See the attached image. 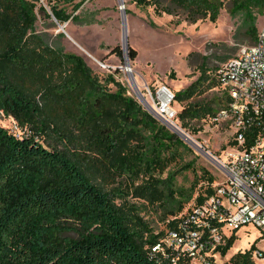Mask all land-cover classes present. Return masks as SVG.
Here are the masks:
<instances>
[{
	"label": "trees",
	"instance_id": "trees-1",
	"mask_svg": "<svg viewBox=\"0 0 264 264\" xmlns=\"http://www.w3.org/2000/svg\"><path fill=\"white\" fill-rule=\"evenodd\" d=\"M72 2L78 0H70ZM155 15L190 23H216L228 3L255 44L264 0H136ZM81 3L75 5L79 10ZM61 23L91 25L80 15L56 14ZM37 5L31 0H0V114L29 134L18 137L0 127V264H190L188 255L153 253L162 234L153 235L136 209L118 203L119 188L128 178L140 180L163 171V143L177 138L146 112L118 82L111 91L93 75L84 59L66 53L60 40L37 30ZM120 58L124 50L112 51ZM134 61L136 52L128 47ZM206 60V59H205ZM220 68L204 62L198 80L175 94L183 104L179 124L188 129L213 120L226 97L208 101L218 88ZM211 71V73H210ZM109 81L114 82L112 77ZM222 91V90H221ZM217 106L219 107L217 109ZM194 131L198 130L194 128ZM149 137L156 147L150 152ZM134 188L135 197H161L150 182ZM213 183V179H209ZM210 186L196 198L202 204ZM181 210V207H180ZM180 217L169 221L177 230ZM237 236L225 239L216 253L226 256ZM250 250L229 264H255ZM212 259V258H211ZM214 260V259H213Z\"/></svg>",
	"mask_w": 264,
	"mask_h": 264
},
{
	"label": "rangeland",
	"instance_id": "rangeland-1",
	"mask_svg": "<svg viewBox=\"0 0 264 264\" xmlns=\"http://www.w3.org/2000/svg\"><path fill=\"white\" fill-rule=\"evenodd\" d=\"M31 1L37 5L38 31L48 33L52 39L64 34L60 42L66 53L84 59L93 75L98 76L111 91H116V82L120 83L129 97L177 137L174 142L163 143L161 158L166 160V167L163 171L154 170L152 181L148 175L140 180L128 178L118 181L110 187L119 188L117 202L133 206L153 235L162 234L161 238L165 237L169 231V221L174 216L183 217L209 186L214 189L223 182L224 176L217 161L227 158L231 148V129L225 122L203 120L188 129L182 128L180 123V134L156 114L155 110L160 108L159 102L153 101L147 88L159 90L166 87L178 94L198 80L204 62L213 72L235 57L242 47L252 46L253 41L247 35L242 19L231 15V5L228 3L221 10L216 23L209 20L190 23L184 19L185 15L158 17L152 8H140L136 0ZM78 3L82 6L76 10ZM57 13L80 15L82 21L94 18L95 22L86 25L70 19L61 23ZM263 25L264 15H261L257 20V30ZM125 36L128 47L136 52L134 61L129 59L128 52L127 60L125 56L120 58L112 53L116 47L124 50ZM101 64L117 71H108ZM109 77L114 82L109 81ZM223 96V91L216 88L204 97L211 101ZM173 107L175 112H181L183 104L177 102ZM0 127L18 137L29 134L28 129L22 130L15 120L3 114H0ZM194 128L198 131L195 132ZM149 141L152 152L156 143L150 137ZM210 178L213 179L212 184ZM149 180L161 197H135L134 188L146 185ZM258 237L254 229H250V233L241 230L233 248L226 256L218 254L217 262L229 264L233 256L248 252L255 242L256 247L264 251V243H260ZM254 263L264 264V261L256 260Z\"/></svg>",
	"mask_w": 264,
	"mask_h": 264
},
{
	"label": "built area",
	"instance_id": "built-area-1",
	"mask_svg": "<svg viewBox=\"0 0 264 264\" xmlns=\"http://www.w3.org/2000/svg\"><path fill=\"white\" fill-rule=\"evenodd\" d=\"M218 77L227 100L212 121L225 122L231 129L227 158L217 161L224 180L202 204L181 216L178 229L168 231L152 249L164 256L168 252L188 255L190 264H219L217 248L225 239L239 237L241 230L254 229L257 240L264 243V25L255 44L242 47L221 67ZM147 92L159 102L155 110L159 118L180 130L179 112L173 110L174 92L166 87H148ZM252 256L254 261H264L259 247ZM172 262L176 264L175 259Z\"/></svg>",
	"mask_w": 264,
	"mask_h": 264
},
{
	"label": "water",
	"instance_id": "water-1",
	"mask_svg": "<svg viewBox=\"0 0 264 264\" xmlns=\"http://www.w3.org/2000/svg\"><path fill=\"white\" fill-rule=\"evenodd\" d=\"M124 54H125V58H126V60H127V57H126V54H127V52H128V43H127V38H126V36L124 37Z\"/></svg>",
	"mask_w": 264,
	"mask_h": 264
},
{
	"label": "bare ground",
	"instance_id": "bare-ground-1",
	"mask_svg": "<svg viewBox=\"0 0 264 264\" xmlns=\"http://www.w3.org/2000/svg\"><path fill=\"white\" fill-rule=\"evenodd\" d=\"M129 69V68H128ZM163 100L165 101V99L163 98ZM177 132H179L180 134H182V132L179 130V129H177L176 130ZM185 137V136H184Z\"/></svg>",
	"mask_w": 264,
	"mask_h": 264
}]
</instances>
